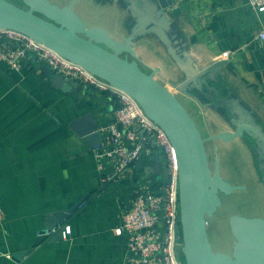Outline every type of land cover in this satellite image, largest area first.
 I'll list each match as a JSON object with an SVG mask.
<instances>
[{"label":"crops","instance_id":"crops-1","mask_svg":"<svg viewBox=\"0 0 264 264\" xmlns=\"http://www.w3.org/2000/svg\"><path fill=\"white\" fill-rule=\"evenodd\" d=\"M154 1L172 21V44L180 53L186 50L193 64L205 67L225 59L216 79L207 82L237 97L264 127V41L257 37L264 28V10L253 9L247 0ZM76 3L82 19L115 38L137 25L127 1ZM86 9H97L99 16H86ZM136 27L139 61L157 67L155 77L173 87L183 71L149 26ZM38 64L31 57L16 70L0 61V264H136L122 223L138 189L154 191L164 183L162 153L152 142L139 159L103 181L114 172L116 158L99 160L97 148L70 123L92 112L100 130L114 120V101L87 85L79 92L57 86ZM106 142L102 132L101 144ZM77 204L64 221L71 226L68 237L37 234ZM25 250L21 258L15 256Z\"/></svg>","mask_w":264,"mask_h":264},{"label":"water","instance_id":"water-1","mask_svg":"<svg viewBox=\"0 0 264 264\" xmlns=\"http://www.w3.org/2000/svg\"><path fill=\"white\" fill-rule=\"evenodd\" d=\"M26 7L12 0H0V28L24 32L57 51L62 56L80 64L112 85L128 92L140 103L146 114L155 120L168 134L176 152L179 178V206L183 244L181 251L185 264H264V217L233 214L230 226L235 237L231 254L215 251L208 238V218L213 216L222 203V194L245 190L246 184L232 183L220 172L219 158L214 159V168L206 149V142L220 139L232 141L237 137L254 138L255 150H259L264 162V127L253 113L237 97H230L227 118L233 130H223L202 136L194 118L175 93L156 77L157 67L146 71L142 68L135 49L138 27L149 26L167 46L170 54L183 71V77L173 84L203 102L191 89H202L208 79L215 80L216 73L225 63L198 67L193 64L188 52L181 53L174 47L169 34L172 21L165 10L154 0H124L128 2L137 25L121 39L113 37L107 29L93 26L83 20L74 10L77 0L59 5L50 0H21ZM51 75L57 86L82 88L76 80H67L45 64H38ZM214 87L212 86V89ZM218 94V90L215 91ZM227 101V98H223ZM208 103H203L206 107ZM218 107V106H214ZM91 146L101 143L102 132L92 112L85 113L70 123ZM164 158V155H162ZM259 168L260 164H259ZM163 173L167 177L168 170ZM264 179V176H263ZM78 206L62 211L53 226L62 222ZM56 214V213H55ZM53 215V214H50ZM62 237V231H58ZM28 251L16 253L21 258Z\"/></svg>","mask_w":264,"mask_h":264},{"label":"built area","instance_id":"built-area-1","mask_svg":"<svg viewBox=\"0 0 264 264\" xmlns=\"http://www.w3.org/2000/svg\"><path fill=\"white\" fill-rule=\"evenodd\" d=\"M247 2L255 10H264V0ZM257 37L264 41V28L258 32ZM222 54L228 57L229 51ZM31 57L69 81L76 80L82 85L106 92L114 101V120L100 129L107 133V142L95 147L99 160L105 156L116 158L114 172L104 175L103 181L113 178L116 173L139 159L145 147L152 142L164 155V167L168 170L164 183L154 191L138 189L132 209L124 215L122 228L129 235L128 249L134 252L136 264H184L177 251L183 243L178 162L175 148L166 131L146 114L136 98L128 92L30 35L15 29L0 28V61L20 70ZM110 144L112 148L107 147ZM99 166L102 167V164ZM3 218L4 210L0 203V222ZM65 220L39 229L37 234L47 239L61 230L62 236L66 238L71 234V226Z\"/></svg>","mask_w":264,"mask_h":264},{"label":"rangeland","instance_id":"rangeland-1","mask_svg":"<svg viewBox=\"0 0 264 264\" xmlns=\"http://www.w3.org/2000/svg\"><path fill=\"white\" fill-rule=\"evenodd\" d=\"M12 1L26 7L21 0ZM50 1L59 5H65L71 0ZM79 7V4L75 2L73 7L74 10H79ZM83 13L86 16H99L97 9H86ZM140 64L146 71H151L150 68L141 62ZM217 85L218 84H216L215 87ZM172 86V89L170 87L168 88L177 95L192 115L202 136H208L223 130L234 129V125L226 118L227 114L219 107H214L213 103H208L210 102L209 98L203 99L200 97L203 102H200L196 98H194L195 101H193L185 96L184 92L174 84H172ZM203 103L208 104L205 107ZM245 139H249L247 138V133L245 137H237L232 141L215 139L206 142V149L211 160V167L214 168V159L218 157L221 166V175L232 183H243L247 186L245 190H236L230 194H222L221 205L214 215L208 218V238L213 249L228 254L232 253L235 240L230 226V217L233 214L264 217V179L260 174L255 156H257L263 175L264 162L260 160V156L258 155L259 150H255V140L253 142L254 149L252 151ZM251 139H253V137ZM177 251L184 261L181 248L179 247Z\"/></svg>","mask_w":264,"mask_h":264},{"label":"flooded vegetation","instance_id":"flooded-vegetation-1","mask_svg":"<svg viewBox=\"0 0 264 264\" xmlns=\"http://www.w3.org/2000/svg\"><path fill=\"white\" fill-rule=\"evenodd\" d=\"M211 85L212 84H210L209 82H206L202 85L201 90H199L197 88H192L191 90L194 93L198 94L203 99L209 98L210 102H208V103H213L214 106H218L220 109H222V111L224 113H226L227 111H228V113H231L230 106H229L230 96L229 95H223V92L216 89V88L212 89ZM217 90H218V94L215 93V91H217ZM224 97L227 98V101H225V102L223 101ZM255 157H256V160H257V163L259 166V161L257 159V156H255ZM259 170H260L261 176L263 177L264 175L262 174V170L260 168H259Z\"/></svg>","mask_w":264,"mask_h":264},{"label":"trees","instance_id":"trees-1","mask_svg":"<svg viewBox=\"0 0 264 264\" xmlns=\"http://www.w3.org/2000/svg\"><path fill=\"white\" fill-rule=\"evenodd\" d=\"M248 138V137H247ZM249 140H252V141H249ZM245 141L249 144V146H250V148L252 149V151H253V149H254V138L253 139H251V138H249V139H245Z\"/></svg>","mask_w":264,"mask_h":264}]
</instances>
